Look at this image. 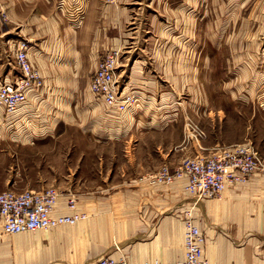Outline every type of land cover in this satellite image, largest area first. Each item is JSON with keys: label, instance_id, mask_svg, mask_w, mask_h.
Wrapping results in <instances>:
<instances>
[{"label": "crops", "instance_id": "crops-1", "mask_svg": "<svg viewBox=\"0 0 264 264\" xmlns=\"http://www.w3.org/2000/svg\"><path fill=\"white\" fill-rule=\"evenodd\" d=\"M188 1L83 0L79 6L78 1L64 4V0H0V41L2 42L4 36H16L17 32L14 30L21 29L19 34L23 39L20 41L29 43V58L44 79L45 61L51 57V51L44 45V27L55 23L59 25L60 22L66 27H71L73 21L76 22L79 18L75 9H82L81 22L74 36L70 35L72 38L69 41L71 50L73 48L77 53L75 66L80 68L76 73L89 72L84 69L86 65L91 66V70L95 69L107 51L120 48L123 54L117 71L119 81L125 93L136 99L139 90L155 88L156 84L164 90L170 89L174 82L169 76L172 75L173 79V75L176 74L173 65L175 61L171 60L173 54L169 46L173 36L156 34L145 39L142 36L143 11L150 10L153 15L154 8L182 9L181 7ZM58 9L65 10V16L58 14ZM58 15L60 18L57 17ZM163 24L165 25V22ZM13 26L16 28L14 29ZM177 38L185 41L183 35ZM66 40L67 36L63 37L60 49L53 53L55 63L59 59L60 63L57 64H60L61 68L72 64L69 55L71 52L64 48L68 47L67 42L64 46ZM141 41H150L153 45L150 47V44L146 45ZM13 54L14 51L11 56ZM11 56L7 51H0L1 60L9 59ZM184 56L185 52L182 51V57ZM178 73L184 74L185 71ZM80 85L79 80L76 83H51L45 82L44 79L43 89L30 93L29 101L16 115L15 121L20 124L29 117V114H38L37 104L45 103L53 97L67 103L65 106H70L71 113L64 114L61 111L60 115L54 114L37 128L9 129L6 142L13 146L20 144L22 145L20 147L31 150L54 142V148H60L62 138L69 133L63 128V124H67L68 120L71 127L79 123L80 102L81 105L91 106L92 111L95 106L104 110L105 106L107 108L106 113L99 116L100 120H96L102 123L103 127L88 130L86 136L92 140L102 138L107 143L118 138L127 139L132 135L138 137L136 146L132 147L133 155L130 154L129 158L130 161L136 162L137 146L141 148L148 139L152 146L151 138L158 130L142 129L143 118L128 112L138 105L137 100L123 112L109 108L104 101L95 96L80 101L73 97L80 89ZM51 90L59 92L54 94ZM82 132L85 133L84 130ZM70 138V149H72L73 136L71 135ZM157 144L155 141L156 148ZM183 146L185 145H181V148ZM202 149L212 151L214 148ZM34 153L37 155L40 151ZM143 169L145 172L141 170V175L144 173L146 175L140 177L126 173L117 189L83 191L73 187L72 183L67 187L64 186L65 188H59L61 196L56 205V215L73 212L68 205L70 195L76 197L77 210L88 215L86 220L76 225L6 235L2 233L0 223V264H96L103 257H112L116 260L122 258L125 259L126 264L180 261L185 256L183 213L193 206L197 224L206 235L205 256L211 263L264 264V248L261 257L254 258L250 247L246 249L247 255L244 256L238 248L224 249L220 242L222 236L218 234L219 229L226 225H234L236 229L245 225L248 232L264 234V175L261 172L253 175L245 183L229 186L219 198L196 202L195 197L186 190V179H176L171 184H151L147 177L155 173L158 168L150 164ZM15 184L16 182L12 183L13 186ZM9 189L18 192L31 190L15 187L5 190Z\"/></svg>", "mask_w": 264, "mask_h": 264}, {"label": "rangeland", "instance_id": "rangeland-1", "mask_svg": "<svg viewBox=\"0 0 264 264\" xmlns=\"http://www.w3.org/2000/svg\"><path fill=\"white\" fill-rule=\"evenodd\" d=\"M70 1H78L81 5L83 0H64V4ZM186 3L182 9L154 8L153 15L150 10L142 13V36L145 39L156 34L173 36L169 46L176 71L173 79L172 75L169 76L174 82L173 86L170 84V89L164 90L154 84L155 88L139 90L136 95L138 105L128 111L143 118L142 129H158L151 138L152 146L150 139L141 148L137 146L135 162L129 158L133 155L132 147L136 146L138 137L132 135L108 143L102 138H88L86 132L103 127L96 120H100L99 116L106 113L107 108L105 106L104 110L95 106L92 111L91 106L81 105L80 102L79 123L71 127L68 120L67 124H63L69 133L62 138L60 148L55 149L54 142L35 150L20 147V144L13 146L6 142L9 129L37 128L54 114L60 115L61 111L71 113L70 106L53 97L45 103H38V114H29L20 124L15 117L23 107L13 116H8L0 107V191L10 187L59 189L71 183L83 191L117 189L126 173L134 177L144 176L146 173L141 175V170L145 172L143 167L150 164L158 170L164 165L175 169L189 156L201 158L202 155H210L216 148L234 143H253L264 159V0H189ZM57 11L65 16V10ZM81 15L71 27H66L60 20L59 25L55 23L44 27V45L51 51V57L45 61V76L42 74L45 82L51 83H76L79 80L80 89L73 97L80 101L95 96L89 89V81L97 68L91 70V66L86 65L83 67L89 72L76 73L80 68L75 66L77 53L73 48L71 50L69 41L81 22ZM57 17L60 18L59 15ZM19 30H14L16 36L2 38L0 51H7L11 56L23 39ZM182 35L184 42L177 38ZM65 36L67 40L63 45L66 46L67 42L68 47L64 48L71 52L72 64L61 68L57 64L59 59L55 63L53 53L60 49ZM150 41L141 42L151 47L153 44ZM182 51L185 52L184 57ZM2 63L4 75L13 70L12 58H4ZM182 70L186 74L178 73ZM15 73L16 70L11 79ZM51 92L56 94L59 91ZM193 126L203 129L206 136L203 139L192 136ZM181 145L185 146L181 148ZM203 147L214 149L205 151ZM34 151L40 153L35 155ZM261 174L264 175V171ZM13 182H16L15 186ZM193 209L194 206L190 210ZM192 216L197 224L193 211ZM218 234L222 236L220 242L224 249L238 248L245 256L246 249L250 247L254 258L261 257L263 233L248 232L245 225L239 229L226 225L219 229Z\"/></svg>", "mask_w": 264, "mask_h": 264}, {"label": "built area", "instance_id": "built-area-1", "mask_svg": "<svg viewBox=\"0 0 264 264\" xmlns=\"http://www.w3.org/2000/svg\"><path fill=\"white\" fill-rule=\"evenodd\" d=\"M114 1V0H111ZM79 6L80 3H79ZM80 10L75 12L80 14ZM82 13V12H81ZM82 18V15H81ZM29 43L21 41L14 51L12 68L5 75L4 64L0 59V107L8 116H13L18 109L29 101L31 92H39L44 87V79L29 58ZM120 48L107 51L99 60L90 81V90L109 108L126 111L136 99L127 95L121 86L118 69L121 65ZM7 64L11 65L10 62ZM10 67V66H9ZM16 70L15 76L11 75ZM192 136L203 139V129L192 127ZM264 171V159L251 142L233 144L216 148L210 155L201 158L185 159L175 169L162 166L157 172L148 175L151 184H171L176 179H186V190L195 197L196 202L214 199L231 185L245 183L258 172ZM61 196L60 189L48 187L41 190L0 191V223L2 233L15 235L34 231H46L63 225H76L88 218L77 210V200L69 196L68 205L73 212L56 215L55 209ZM192 211L185 214V256L180 261L156 264H212L205 256L206 236L196 224ZM96 264H126L125 259L116 260L103 257Z\"/></svg>", "mask_w": 264, "mask_h": 264}]
</instances>
